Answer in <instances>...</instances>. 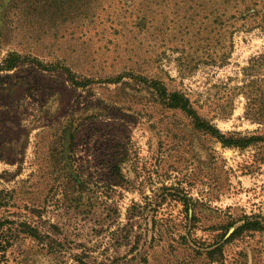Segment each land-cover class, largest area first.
Here are the masks:
<instances>
[{"label": "rangeland", "instance_id": "374dc122", "mask_svg": "<svg viewBox=\"0 0 264 264\" xmlns=\"http://www.w3.org/2000/svg\"><path fill=\"white\" fill-rule=\"evenodd\" d=\"M260 54L264 0H0V264H264V147L148 90L264 135L235 90Z\"/></svg>", "mask_w": 264, "mask_h": 264}, {"label": "trees", "instance_id": "16d2710c", "mask_svg": "<svg viewBox=\"0 0 264 264\" xmlns=\"http://www.w3.org/2000/svg\"><path fill=\"white\" fill-rule=\"evenodd\" d=\"M18 59L19 57L16 55L8 57L3 61L4 65L0 69L5 71L14 69L18 65ZM242 74V85L236 87L235 90H237V94H242L246 98L245 118L252 123L264 126V54L252 57L248 66L242 69ZM148 90L155 104L165 110L183 113L191 119V124L196 131L211 136L224 148L243 150L259 144L264 147V135L259 132L248 135H243L240 132L222 133L212 124L211 119L201 113L200 109H203V106L199 105L197 101H193L184 92L171 91L164 83L153 79L149 80ZM228 115L227 112L222 117ZM2 227L3 224L0 223V231ZM246 227L253 231H264L261 222H249ZM239 229L243 230L244 227Z\"/></svg>", "mask_w": 264, "mask_h": 264}]
</instances>
